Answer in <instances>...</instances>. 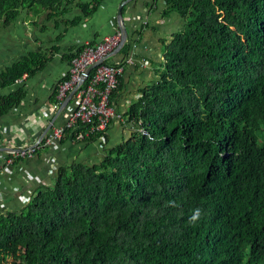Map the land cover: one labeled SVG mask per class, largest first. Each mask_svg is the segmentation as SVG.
<instances>
[{"label":"trees","instance_id":"1","mask_svg":"<svg viewBox=\"0 0 264 264\" xmlns=\"http://www.w3.org/2000/svg\"><path fill=\"white\" fill-rule=\"evenodd\" d=\"M103 1L78 6L89 17ZM74 2L0 0V25L26 10L55 19ZM173 10L185 27L129 108L130 137L1 213L0 264H264V0H166L164 14ZM50 60L27 54L0 88ZM121 88L119 77L112 97ZM24 96L1 97L0 115ZM78 127L68 134L88 132Z\"/></svg>","mask_w":264,"mask_h":264},{"label":"crops","instance_id":"2","mask_svg":"<svg viewBox=\"0 0 264 264\" xmlns=\"http://www.w3.org/2000/svg\"><path fill=\"white\" fill-rule=\"evenodd\" d=\"M80 1L75 0L65 15L55 19L48 14L30 17L26 10L14 23L0 25V80L8 68L29 53L44 51L51 57L35 75H26L15 85L0 88V98L19 90L25 92L18 106L0 115V214L25 208L39 191L54 186L60 168L74 163L97 164L106 148L130 137L132 125L127 124V112L141 97L142 88L159 80L165 45L186 24L177 11L164 14L166 0H104L89 17L78 6ZM120 8L128 31L125 44L129 42L130 48L127 54L122 48L115 49L107 61L123 67L122 88L112 97L116 117L105 137L97 141L89 142L66 132L53 147L46 146V137L55 128L65 126L77 106L75 93L58 99L59 85L68 77L71 67L67 56L122 31L118 20ZM38 144L32 157L11 165L6 163L12 151Z\"/></svg>","mask_w":264,"mask_h":264},{"label":"built area","instance_id":"3","mask_svg":"<svg viewBox=\"0 0 264 264\" xmlns=\"http://www.w3.org/2000/svg\"><path fill=\"white\" fill-rule=\"evenodd\" d=\"M122 31L106 35L97 43L87 44L71 62L69 75L58 88V99L62 100L69 92L75 91L76 109L63 127L55 128L45 139L44 144L53 147L68 130H76L80 124L88 125L86 134H79L83 139L90 133H105L116 117L112 105L113 92L119 86V77L123 67L107 63L109 56L119 47ZM97 65L89 76L84 78L88 68ZM41 145V144H40ZM38 146L25 150L12 151L6 163L11 165L16 160L32 157Z\"/></svg>","mask_w":264,"mask_h":264},{"label":"water","instance_id":"4","mask_svg":"<svg viewBox=\"0 0 264 264\" xmlns=\"http://www.w3.org/2000/svg\"><path fill=\"white\" fill-rule=\"evenodd\" d=\"M118 20L121 23V27H122V40L120 42V45L118 48H116L117 51H119L123 45L125 44L127 37H128V31L126 30L125 25L123 24V17H122V8L119 9L118 11ZM97 65L91 66L90 68H88L84 74V78H86L87 76L90 75L91 71L96 67ZM75 91L72 92V94H74Z\"/></svg>","mask_w":264,"mask_h":264},{"label":"clouds","instance_id":"5","mask_svg":"<svg viewBox=\"0 0 264 264\" xmlns=\"http://www.w3.org/2000/svg\"><path fill=\"white\" fill-rule=\"evenodd\" d=\"M196 218V216L194 215L193 217H192V219H195Z\"/></svg>","mask_w":264,"mask_h":264},{"label":"rangeland","instance_id":"6","mask_svg":"<svg viewBox=\"0 0 264 264\" xmlns=\"http://www.w3.org/2000/svg\"><path fill=\"white\" fill-rule=\"evenodd\" d=\"M29 16H30V17H32V16H33V14H30Z\"/></svg>","mask_w":264,"mask_h":264}]
</instances>
